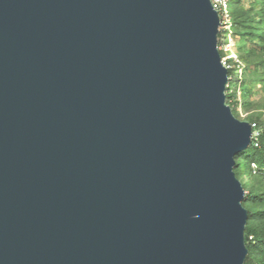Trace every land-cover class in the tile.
<instances>
[{
    "label": "water",
    "instance_id": "water-1",
    "mask_svg": "<svg viewBox=\"0 0 264 264\" xmlns=\"http://www.w3.org/2000/svg\"><path fill=\"white\" fill-rule=\"evenodd\" d=\"M211 0H0V264H245Z\"/></svg>",
    "mask_w": 264,
    "mask_h": 264
},
{
    "label": "rangeland",
    "instance_id": "rangeland-1",
    "mask_svg": "<svg viewBox=\"0 0 264 264\" xmlns=\"http://www.w3.org/2000/svg\"><path fill=\"white\" fill-rule=\"evenodd\" d=\"M231 16V36L236 41L234 53L241 65L230 73L227 96L239 120L255 122L259 129H264V0H238L231 7ZM242 164L235 168L236 176L246 197L252 193L257 196V199L243 202L252 214L247 227L264 238V176L258 174L256 166L252 165L253 171H250L245 163ZM258 237L251 234L249 239L257 241ZM263 251L264 248L253 249L251 254L264 264Z\"/></svg>",
    "mask_w": 264,
    "mask_h": 264
},
{
    "label": "trees",
    "instance_id": "trees-1",
    "mask_svg": "<svg viewBox=\"0 0 264 264\" xmlns=\"http://www.w3.org/2000/svg\"><path fill=\"white\" fill-rule=\"evenodd\" d=\"M237 1L238 0H232L230 2V12L232 5ZM259 36L261 37V35ZM227 100H229V96H227ZM251 124H256V128L253 129L254 136L252 145L237 158L235 168H239L240 166H243L242 163H245V165L248 166L249 170L253 171L252 164H254L256 166L257 172H259L258 174L264 176V167L260 165L264 164V129H259L258 124L255 122H251ZM250 199H257V196H255L253 193L248 194L245 200L248 201ZM248 214L250 218L252 214L249 211ZM251 234H255V236L258 237L255 231H252L249 227H246L245 239L247 248L249 249V255L246 259L245 264H263L261 261L252 257L251 251L253 249L259 250L264 248V238L263 236H259L257 241H250L249 238ZM262 255H264V251L262 252Z\"/></svg>",
    "mask_w": 264,
    "mask_h": 264
},
{
    "label": "built area",
    "instance_id": "built-area-1",
    "mask_svg": "<svg viewBox=\"0 0 264 264\" xmlns=\"http://www.w3.org/2000/svg\"><path fill=\"white\" fill-rule=\"evenodd\" d=\"M232 0H211L213 8L218 12L220 18V27L218 35V49L221 53L222 64L229 71V80H231L230 73L235 68L241 65V60L238 55L234 53V48L236 47V41L231 36V12H230V2ZM219 38L222 41L219 42ZM227 103L231 106L229 100ZM253 129L256 128V124H252ZM254 136V134H253ZM254 167L255 165L252 164Z\"/></svg>",
    "mask_w": 264,
    "mask_h": 264
}]
</instances>
